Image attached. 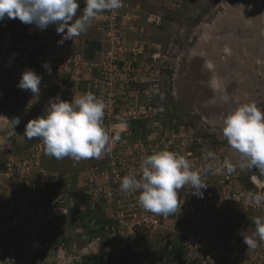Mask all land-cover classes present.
<instances>
[{
	"label": "rangeland",
	"instance_id": "obj_1",
	"mask_svg": "<svg viewBox=\"0 0 264 264\" xmlns=\"http://www.w3.org/2000/svg\"><path fill=\"white\" fill-rule=\"evenodd\" d=\"M128 1L129 9L138 16L136 25L144 31L128 30L126 44L130 48L143 46L149 66L163 73L159 79L163 78L161 86L167 94L163 98L167 101L164 120L159 124H141L142 135L130 133L123 141L131 137L127 140L132 142L129 145L138 139L148 145L168 142V137L174 135L175 148L183 153L188 149L186 142L194 139V156L202 158L203 152L212 148L216 156L224 154L238 165V154L222 136V122L239 104L255 102L264 109V0ZM83 8L84 0H80L78 15ZM151 14L159 16L158 23L147 20ZM96 20L91 21L85 33L73 38L75 49L83 51L88 41H98ZM60 39L55 26L39 30L19 19L5 18L0 22V264H199L195 252L181 245L178 249L158 246L160 237L155 234L147 242L144 237L134 241V249L127 246L120 251L119 245L126 235L119 224L115 242L110 243L116 246L112 259H106L101 243L91 248L92 241L105 227L102 224L112 216L110 206L114 205V200L108 202L94 194L95 188L85 180L90 173L95 175L93 169H88L102 158L77 162L69 157L56 159L45 155L38 166L51 174L52 180L41 182V176L34 172L36 163L30 152L35 138L24 135L27 122L43 115L50 100L71 101L82 92L72 96L56 90L38 104L35 98L25 97L26 91L17 85L22 72L30 69L31 57L60 50ZM154 54L158 57L154 58ZM14 113L25 114L15 128L9 119ZM236 172L238 185L231 187L230 199L222 201V188L215 182L219 174L211 176L213 194L202 199L208 204L203 212H212L211 217L214 216L211 221L181 218V225L193 223L207 244L220 247L229 242L244 243V236H253L255 232L250 218L264 217V204L254 210L244 206L249 193L264 192V175L255 169L238 167ZM253 176L259 179L258 186L251 181ZM61 191L72 198L76 195L71 191L80 192L85 201L75 212L59 211L60 215L52 216L42 206L49 205L46 199L51 202ZM181 195L187 197L183 190ZM42 196L44 203L38 201ZM44 211L46 217L34 219ZM220 213L224 215L219 216ZM73 242L90 249H78ZM260 245L264 246V242ZM95 253L98 255L92 257Z\"/></svg>",
	"mask_w": 264,
	"mask_h": 264
},
{
	"label": "built area",
	"instance_id": "obj_2",
	"mask_svg": "<svg viewBox=\"0 0 264 264\" xmlns=\"http://www.w3.org/2000/svg\"><path fill=\"white\" fill-rule=\"evenodd\" d=\"M129 1L123 0V7L109 12H102L96 16L97 26L101 42V47L95 50V55L89 58L83 51L77 50L74 43L70 40L64 41L60 50L55 52L47 51L45 53L36 54L29 64L30 69L42 76L40 94L34 95L30 91H26L25 97L29 96L36 99V103L46 95V89L49 87H57L63 91L71 93L72 96L76 94H84L87 92L93 93L105 103V117L104 126L109 131L110 135H115L117 132L120 139L109 145L110 151L102 156V161L91 167L89 171H95L85 178L87 183L92 184L95 188V193L98 197H105L108 202L114 200L112 208V216L110 219L112 223L106 224L103 231L98 233L91 243V248L100 244L105 251L106 259H112L116 251V246H112L115 242L117 234V224L125 230L124 238L120 246V251L127 246L131 248L136 245V240L142 239L148 241L154 234L159 236L161 244H166L171 241L176 234L183 237V243L187 251L195 252L200 264H264V246L258 243L257 248L251 249L243 242L227 243L225 246H215L207 244L201 238V232L195 226L186 227L181 225V218L190 217L195 221L201 218L200 211L207 207V202L192 194V188L186 186L178 191V199L181 203L180 210L174 214L163 216L157 215L143 210L138 202L137 196L133 193H121L119 190V183L124 175L139 174L140 164L142 159L151 153L160 150H169L179 155L185 156L193 165L194 170L205 175L204 183L208 184L204 192L203 199L207 198V194L211 197L213 194L212 178L215 171L205 173L210 164L213 168L217 165L222 166V162L228 159L224 154L215 160H206L204 158L207 151H212V148L204 151L202 158L193 155L194 139L186 142L188 149H184L183 153L175 148L174 135L168 137V142L161 141L155 144H145L141 139L134 140L132 145L123 141L125 135L134 133L132 127L136 126L137 131L142 135V125L148 122L164 120L165 88L161 86L163 78L160 80V74L156 69L149 66V62L145 58L144 48L136 47L130 48L126 44L128 38V30L141 33L144 28H138L136 21L138 16L129 9ZM159 16H148L147 20H156ZM153 18V19H152ZM157 58V54L153 55ZM47 62L51 66V74H49L43 64ZM156 71V72H155ZM158 76V77H156ZM39 104V103H38ZM131 122V124H130ZM123 126V127H120ZM145 126V125H144ZM154 128V126H151ZM152 133V132H151ZM135 137V135H133ZM138 137V136H136ZM143 137V136H142ZM142 141V142H139ZM164 142V143H163ZM142 144L143 146H139ZM163 144V146H162ZM31 157L36 163L35 172H41L39 162L44 153V146L41 140L35 142L31 146ZM150 147V149H146ZM223 152V151H222ZM187 155V156H186ZM46 171L43 172L41 180L45 181L49 178ZM209 178V179H206ZM239 173L219 174L215 182L222 188L219 200L230 199L229 193L233 185H238ZM251 181L258 186L259 179L255 176ZM262 187L264 186L261 185ZM189 194L191 198L186 195H181V192ZM180 192V193H179ZM241 195H245L242 193ZM248 198V197H247ZM38 201H42L38 198ZM75 198L66 197L64 192H58L49 205H43V209L50 215L57 214L59 211L62 214H68L70 208L75 204ZM212 199L210 203H212ZM115 202L116 205H115ZM243 202V201H242ZM244 206H251L253 209L261 207L255 205L250 200L245 199ZM220 209V208H217ZM38 213V217L34 219H42L47 216V212ZM180 221V222H179ZM111 240V244L104 245L105 240ZM132 242H131V240ZM128 242V244H126ZM134 243V244H133ZM74 245L75 242H73ZM95 244V245H94ZM77 246V245H76ZM110 246L109 248H106ZM102 248L97 247L99 251ZM81 249V248H80ZM90 248L82 247V250ZM97 251V250H96ZM120 253V252H119ZM118 253V254H119Z\"/></svg>",
	"mask_w": 264,
	"mask_h": 264
},
{
	"label": "clouds",
	"instance_id": "obj_3",
	"mask_svg": "<svg viewBox=\"0 0 264 264\" xmlns=\"http://www.w3.org/2000/svg\"><path fill=\"white\" fill-rule=\"evenodd\" d=\"M121 7L123 0H84L83 11L78 15L80 0H0V22L5 18L19 19L39 30L55 26L56 32L61 36L58 43L63 44L64 41H73V38L85 33L99 13ZM43 67L51 74L49 63L45 62ZM41 81V75L32 69H25L17 86L30 91L33 96L39 95ZM224 100L227 101L228 97L225 96ZM104 117L105 103L93 93L74 96L71 101L56 98L49 101L43 115L27 122L24 135L29 139H40L45 155L56 159L69 157L77 162L89 158L100 159L110 151L109 145L120 139L118 132L115 135L109 134L104 126ZM19 123V118H15L12 127L15 128ZM221 132L228 146L238 154L239 163L237 165L225 159L222 166L215 167V173L230 175L238 167L240 170L255 169L264 175V109L255 102L239 104L223 118ZM204 158L215 160L216 153L207 151ZM95 162L101 163L96 160L93 163ZM210 171L211 164L204 169L205 173ZM43 172L37 174L42 177ZM48 176L47 180L42 181L40 178V181L52 180L51 174ZM186 186L193 189V195L203 199L202 189H206L208 184L202 182L201 172L194 170L189 159L169 150H160L142 159L139 174L124 175L120 180L119 190L121 193L136 194L137 202L143 210L168 216L180 210L178 191ZM44 198L42 196V201L39 202L44 203ZM248 199L255 205L264 204V192L249 193ZM250 219L255 225V232L253 236H244V243L248 248L255 249L258 243L264 242V217ZM191 226H194L193 223L186 227ZM177 240H180L181 246L186 250L180 234H176L164 246H174ZM77 247L80 249L83 246ZM96 255L98 253L91 256Z\"/></svg>",
	"mask_w": 264,
	"mask_h": 264
},
{
	"label": "trees",
	"instance_id": "obj_4",
	"mask_svg": "<svg viewBox=\"0 0 264 264\" xmlns=\"http://www.w3.org/2000/svg\"><path fill=\"white\" fill-rule=\"evenodd\" d=\"M101 47V42L100 41H88L87 42V44H86V48H85V55L87 56V57H89V58H92V57H94V55H95V50H97V49H99ZM59 91V92H62V93H65V94H71V93H69V92H66V91H63V90H61L60 88H57V87H49L48 89H46V94H48L49 95V92H55V91ZM41 112V111H40ZM43 114H44V112H42ZM22 115H25V114H16V113H14L13 115H10L9 117V119H10V122L12 123V121L15 119V118H21V116ZM22 117H24V116H22ZM130 124H131V122H130ZM132 129L134 130V132L136 133V134H139L138 133V131H137V128H136V126H133L132 127ZM40 139H38V138H35L32 142H33V144L35 143V142H37V141H39ZM32 144V143H31ZM30 144V145H31ZM32 144V145H33ZM91 167H93V166H91ZM91 167H89V169L88 170H90L91 169ZM51 179H52V176H51ZM71 187V186H70ZM71 194L72 195H76L75 196V198H76V201H75V204H74V207L71 209V210H73V212H75L77 209H78V207H80L81 206V204H83V201H85V199H83V195L80 193V192H74V191H71ZM187 198L189 199V198H191V196H189V194H187ZM102 199H105V197H103L102 196ZM49 203H50V201L48 200V199H46ZM82 200V201H81ZM228 208H230V207H228ZM71 210H70V212H71ZM224 210H227V209H225L224 208ZM252 210H254V209H252ZM216 211L217 212H221V211H218L217 209H216ZM200 214L201 215H203L202 217H201V219L202 218H204V219H207V221L209 222V221H211V218H213V217H211L212 216V212H207V213H204L203 212V209L200 211ZM224 214H219V216H223ZM218 217V216H217ZM109 223H112V220L111 219H109V220H107L106 222H104L102 225H103V227L106 225V224H109ZM104 229V228H103ZM103 229H102V232H100L101 234L102 233H104V231H103ZM158 241H159V239H157ZM111 242V240L110 239H108V240H105L104 242H103V244L104 245H107V244H109ZM181 244H180V240H177L176 241V243H175V245H174V248L175 249H178V247L180 246ZM158 246H160V247H162V246H164V245H161L160 243H158ZM159 247V248H160ZM181 248H183L182 246H180ZM166 248H164V250H165Z\"/></svg>",
	"mask_w": 264,
	"mask_h": 264
},
{
	"label": "flooded vegetation",
	"instance_id": "obj_5",
	"mask_svg": "<svg viewBox=\"0 0 264 264\" xmlns=\"http://www.w3.org/2000/svg\"><path fill=\"white\" fill-rule=\"evenodd\" d=\"M174 77H175V76H174ZM170 94H171V93H170ZM165 95H167V94L165 93ZM166 101H167V100L165 99V104H166Z\"/></svg>",
	"mask_w": 264,
	"mask_h": 264
}]
</instances>
